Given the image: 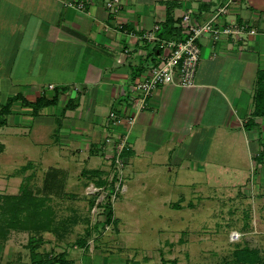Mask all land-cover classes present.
Masks as SVG:
<instances>
[{
	"label": "crops",
	"instance_id": "crops-1",
	"mask_svg": "<svg viewBox=\"0 0 264 264\" xmlns=\"http://www.w3.org/2000/svg\"><path fill=\"white\" fill-rule=\"evenodd\" d=\"M224 1L121 0L122 8L112 13L104 0H0V110L17 96L29 103L42 96L57 97L55 104L39 109L14 101L0 127L4 139L0 152L9 142L5 137L28 135L47 150L53 148L58 159L53 169L59 175H70L63 161L69 166L81 163L83 174L100 165V176H107L106 165L114 163L112 148L104 149L106 135L127 133L129 175L141 174L142 163L156 173L155 169L170 166L168 160L183 172L200 174L196 180L200 189L210 181L205 173L240 172L234 168L239 160L235 159L240 158L250 166L242 169L245 175L247 169H255L254 181L247 182L246 190L258 196L260 214L264 212V116L254 115L256 80L264 71V0H240L231 10L238 21L256 30L255 35L218 43L202 38L193 86H159L145 98L143 108L135 89L157 62L156 48L142 38L144 33L161 28L170 16L181 35L184 13L191 11L197 21L207 20ZM79 3L83 9L77 8ZM25 53L33 59L28 72L19 69L26 62L22 63ZM72 65L78 66L76 82H57L60 72L56 70L70 71ZM22 73H28L26 79ZM46 85L64 89L56 94ZM110 112L123 117L124 123L106 126ZM126 118L135 119L132 127L126 125ZM23 175L19 192L8 194L5 186L0 194L18 195L31 176L29 188L34 191L35 172ZM49 198L46 205L50 207L55 196ZM113 219L115 225L120 223L114 212ZM260 220L264 221L263 216ZM50 231L10 229L4 238L1 232L0 264H61L56 256L63 252L66 264H86L85 253L91 254L89 264H129L115 242L120 230L110 235L113 242L108 251L74 248L75 259L68 249L44 241L41 234ZM51 244L50 250L45 247Z\"/></svg>",
	"mask_w": 264,
	"mask_h": 264
},
{
	"label": "rangeland",
	"instance_id": "rangeland-1",
	"mask_svg": "<svg viewBox=\"0 0 264 264\" xmlns=\"http://www.w3.org/2000/svg\"><path fill=\"white\" fill-rule=\"evenodd\" d=\"M31 55L25 53L22 63L26 62L19 69L32 70ZM77 68L72 65L70 71L56 70L60 74L55 80L76 82ZM27 75L22 73L24 79ZM5 138L9 142L0 152V191L6 186L8 194L19 192L23 174L35 172L34 192L45 195L42 191L44 179L47 172L58 164L53 148L47 150L28 135L11 134ZM235 160L238 163H234V168L240 172L205 173L204 177L210 181L201 189L196 184L200 174L183 172L168 160L170 166L157 168L156 173L147 171V165L142 163L145 167L138 168L141 174L129 175L126 157V162L118 165L120 170L114 164L106 165L107 176H100V165L93 172L86 170L88 172L83 174L81 163L69 166L62 161L70 175L60 174L57 178L65 195L54 194L55 199L51 202L50 216L54 220L53 229H56L41 235L53 246L68 249L73 259V251H77L73 249L83 248L75 244L80 237L86 239L85 248L108 251L113 242L110 235H116L120 230L115 242L123 248L121 256L129 264H243L236 262L234 253L245 246L257 251L259 259L256 264H264V221L260 220V217L264 218V212L260 214L258 196L247 194L246 190L247 182L254 181L255 169H247L245 175L242 169L250 166L242 163L240 158ZM24 166H28L25 171ZM98 180L102 185L97 184ZM68 193L71 196H67ZM183 197L185 200L181 201ZM105 203L112 205L116 219L120 220L117 226L103 222ZM178 205L182 208L178 209ZM72 216L80 219L64 226L63 221ZM87 228H91L90 237L86 235ZM52 244L45 247L50 250ZM84 257L85 263L89 264L91 254L85 253Z\"/></svg>",
	"mask_w": 264,
	"mask_h": 264
},
{
	"label": "built area",
	"instance_id": "built-area-1",
	"mask_svg": "<svg viewBox=\"0 0 264 264\" xmlns=\"http://www.w3.org/2000/svg\"><path fill=\"white\" fill-rule=\"evenodd\" d=\"M105 7L112 13L118 12L122 8L121 0H104ZM240 0H225L216 7L207 20L197 21L191 11L182 15L180 20L181 37L166 40L155 35L160 26H155L150 32L144 33L143 39L152 42L156 47L157 62L152 66L147 77L136 82L135 89L141 95L142 102L151 95L159 86L177 85L179 87H191L195 84L198 66L201 60L200 41L202 38H209L214 43L223 39L244 40L249 35H255L256 30L247 22L238 21L232 14L233 7L238 6ZM72 7V3H68ZM78 9H83V3L77 5ZM49 90H54V85L48 86ZM144 102L141 104L143 108ZM134 118H126V125L132 127ZM125 119L110 112L105 120L108 127L124 123ZM104 149L112 148L113 163L123 165L126 161V152L130 149L128 134L121 137L106 135ZM117 170H120L118 168ZM122 179V177H121ZM119 185L122 183L119 180ZM123 187V185H122ZM122 187H118L123 189ZM117 189V190H118Z\"/></svg>",
	"mask_w": 264,
	"mask_h": 264
},
{
	"label": "trees",
	"instance_id": "trees-1",
	"mask_svg": "<svg viewBox=\"0 0 264 264\" xmlns=\"http://www.w3.org/2000/svg\"><path fill=\"white\" fill-rule=\"evenodd\" d=\"M180 30L175 26L173 19L169 16L164 22L163 26L157 31V37L161 39H174L181 37ZM156 48V47H155ZM64 88H59L55 86L54 92L58 94ZM61 91V92H62ZM17 100H23L25 104H31L35 109L44 108L56 103L57 97L54 96L52 99L45 98L42 96L37 99L35 103H29L21 96H17L10 99L6 105L0 110V127H2L6 122V114L9 111L12 103ZM254 115L264 116V71H260L258 78L256 80V94H255V106ZM0 150H2L0 144ZM126 155L128 152L125 153ZM30 166V165H28ZM28 166L22 167L23 170H27ZM59 172L55 169H50L47 172V176L44 179V184L42 187L43 193L45 195L34 192L30 187L31 177H27L25 182L20 186V193L18 195H5L0 194V233L3 232V238L6 237L10 229L17 230H28L33 232H39L42 230H54L53 229V217L50 216V207L46 205L49 195L51 194H62L63 187L59 179ZM58 178V179H57ZM98 185H102L101 181L97 182ZM94 202V201H93ZM91 202V203H93ZM104 220L105 224L114 223L113 219V209L110 203H105L103 205ZM78 220L77 216H72L63 221L64 226H70ZM66 229V228H65ZM92 234L91 228L86 229L87 237ZM80 247H85L86 239L82 236L76 243ZM66 252H63L56 256V260L61 264H66ZM234 256L236 262L245 264H256L259 257L257 256V251L250 249L248 246L238 248ZM255 259V260H254Z\"/></svg>",
	"mask_w": 264,
	"mask_h": 264
}]
</instances>
